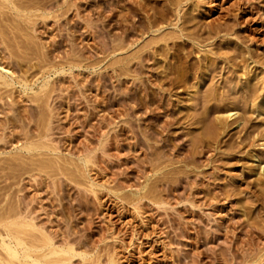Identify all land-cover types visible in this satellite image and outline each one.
<instances>
[{
	"label": "rangeland",
	"instance_id": "obj_1",
	"mask_svg": "<svg viewBox=\"0 0 264 264\" xmlns=\"http://www.w3.org/2000/svg\"><path fill=\"white\" fill-rule=\"evenodd\" d=\"M17 1L0 4V237L30 222L69 264H264V0ZM218 107L236 112L221 134Z\"/></svg>",
	"mask_w": 264,
	"mask_h": 264
},
{
	"label": "bare ground",
	"instance_id": "obj_2",
	"mask_svg": "<svg viewBox=\"0 0 264 264\" xmlns=\"http://www.w3.org/2000/svg\"><path fill=\"white\" fill-rule=\"evenodd\" d=\"M15 1H17V0H15ZM170 1V0H169ZM186 0H174V1H172L173 2V5H174V8L176 9V8H178V6L180 5V4H182V3H184ZM193 1V0H192ZM3 2V1H2ZM1 2V3H2ZM4 2H6V0H4ZM4 2H3V4H4ZM10 2H11V0H10ZM18 2V1H17ZM23 2V1H22ZM22 2H20V3H22ZM171 2V1H170ZM187 2V1H186ZM0 3V4H1ZM12 3V2H11ZM3 4H1V5H3ZM13 4V3H12ZM170 4V3H169ZM172 4V3H171ZM7 5V4H6ZM19 5V4H18ZM17 5V6H18ZM192 5V4H191ZM4 7L3 8H5L6 6L5 5H3ZM10 6H12V5H10ZM16 6V5H15ZM15 6H12L11 8L12 9H14L15 8ZM16 6V7H17ZM25 6V5H24ZM252 6V5H251ZM23 7V6H22ZM166 7H167V5H166ZM169 7H170V5H169ZM186 7V6H185ZM6 8H8V7H6ZM17 8H20L19 6L17 7ZM172 8V7H171ZM173 8V9H174ZM183 8V7H182ZM181 8V9H182ZM2 9V8H1ZM10 9V8H9ZM16 9V8H15ZM21 9V8H20ZM20 9H18L19 11H20ZM23 9V8H22ZM172 9V10H173ZM180 9V11L181 12H183L182 10ZM186 9V8H185ZM17 10V11H18ZM178 10V9H177ZM176 10V11H177ZM9 11V10H8ZM22 11V10H21ZM175 11V10H174ZM179 11V12H180ZM173 12V11H172ZM180 12V13H181ZM210 12V11H209ZM20 13H22V12H20ZM171 13V12H170ZM175 13V12H174ZM15 14V13H14ZM17 14V13H16ZM176 14V13H175ZM203 14H207V13H203ZM18 15H19V12H18ZM174 18V17H173ZM175 18H176V15H175ZM174 18V19H175ZM187 18V17H186ZM188 19H190V18H188ZM176 20H178V18H176ZM192 20V19H191ZM184 21V20H183ZM150 22V21H149ZM152 22V21H151ZM154 22V21H153ZM178 22V21H177ZM172 23H175V22H173V19H172ZM180 23V22H179ZM150 25H151V23H149ZM187 24V23H186ZM185 24V25H186ZM170 25V24H169ZM175 25H177V24H175ZM180 25V24H179ZM178 25V26H179ZM210 25V24H209ZM220 25V24H219ZM223 25V24H222ZM153 27H154V25H152ZM174 26V25H173ZM177 26V27H178ZM183 26V25H182ZM181 27V26H180ZM187 27V26H186ZM207 27V26H206ZM209 27V26H208ZM214 27V26H213ZM217 27H218V25H217ZM221 27V26H220ZM226 27V26H225ZM262 27V26H261ZM264 27V26H263ZM262 27V28H263ZM152 28V27H151ZM156 28V27H155ZM182 28V27H181ZM183 28H185L184 26H183ZM180 29V28H179ZM207 29V28H206ZM225 29V28H224ZM181 30V29H180ZM179 30V31H180ZM183 30V29H182ZM181 30V31H182ZM186 30V29H185ZM184 30V31H185ZM195 30V29H194ZM217 30V29H216ZM215 30V31H216ZM228 30V29H227ZM173 31V30H172ZM183 31V32H184ZM191 31H193V29L191 30ZM196 31H198V30H196ZM210 31V30H209ZM212 31H213V29H212ZM211 31V33L213 34V32ZM214 31V32H215ZM225 31V30H224ZM208 32V31H207ZM167 33V32H166ZM176 33V32H175ZM174 33V34H175ZM181 33V32H180ZM192 33V32H191ZM198 33V32H197ZM209 33V32H208ZM210 33V34H211ZM222 33V32H221ZM228 33V32H227ZM230 33H231V30H230ZM262 33H263V30H262ZM163 34V33H162ZM170 34V33H169ZM206 34V33H205ZM209 34V35H210ZM215 34V33H214ZM213 34V35H214ZM217 34V33H216ZM225 34V33H224ZM233 34V33H232ZM158 35V34H157ZM160 35V34H159ZM164 35V34H163ZM172 35V34H171ZM170 35V36H171ZM176 35V34H175ZM175 35H173V36H171V38H174V39H176V38H178V35L177 36H175ZM195 35V34H194ZM194 35H193V33L192 34H182V37H184V38H186V39H188V40H191V41H197L198 42V40H196V37L197 36H195L194 37ZM201 35V34H200ZM212 35V36H213ZM236 35V34H235ZM166 36V35H165ZM169 36V37H170ZM176 38H175V37ZM204 36V35H203ZM205 36H207V35H205ZM204 36V37H205ZM215 36V35H214ZM230 36V35H229ZM159 37H161V36H158V38ZM167 37H168V33H167ZM167 37H163V39L164 38H167ZM168 37V38H169ZM208 38H209V36H207ZM235 37H237V36H235ZM198 38H199V35H198ZM155 39V38H154ZM162 38H160L159 40H161ZM162 39V40H163ZM200 39V38H199ZM201 39H204L203 37L201 38ZM238 39V38H237ZM263 39V38H262ZM165 40V39H164ZM173 40V39H172ZM171 40V41H172ZM179 40V39H178ZM167 41H169V40H167ZM181 41V40H180ZM202 41V40H201ZM205 41H207V40H205ZM239 41V40H238ZM185 42V41H184ZM189 42V41H188ZM262 42H264L263 40H262ZM158 43V42H157ZM156 43V44H157ZM191 43V42H190ZM162 44H163V42H162ZM193 44V43H192ZM150 45V44H149ZM158 45H159V43H158ZM164 45V47H166L165 45H166V43L165 44H163ZM163 45H162V47H163ZM188 45V44H187ZM196 45V44H195ZM201 45H203V44H201ZM151 46V45H150ZM204 46V45H203ZM211 46V45H210ZM153 47V46H152ZM160 47H161V45H160ZM197 47V46H196ZM143 48V47H142ZM145 48V47H144ZM150 48V47H149ZM159 48V47H158ZM195 48V47H194ZM216 48V47H215ZM239 49H240V47H238ZM241 48H243V47H241ZM191 49V48H190ZM209 49H211V48H209ZM214 49V48H213ZM231 49V48H230ZM150 50H151V48H150ZM153 50V49H152ZM212 50V49H211ZM155 51V50H154ZM157 51V50H156ZM162 51H163V48H162ZM161 52V51H160ZM169 52V51H168ZM205 52H208V51H205ZM228 52V51H227ZM229 52H230V50H229ZM232 52H233V54H234V52L236 53V51H233L232 50ZM244 52H245V50H244ZM146 53V52H145ZM149 53V52H148ZM159 53V52H158ZM165 53H167V52H165ZM164 53V54H165ZM203 53V52H202ZM213 53V52H212ZM216 53H218V51L216 52ZM216 53H214V54H216ZM221 53V52H220ZM219 53V54H220ZM225 53V52H224ZM204 54V53H203ZM210 54V53H209ZM226 54V53H225ZM229 54V53H228ZM230 54H231V52H230ZM245 54V53H244ZM147 55V54H146ZM235 55V54H234ZM243 55V54H242ZM165 56H166V54H165ZM225 56V55H224ZM223 56V57H224ZM232 56V55H231ZM241 56V55H240ZM244 56V55H243ZM242 56V57H243ZM249 56V55H248ZM149 57V56H148ZM205 57H206V55H205ZM210 59V58H209ZM220 59V58H219ZM231 59V58H230ZM239 59H240V57H239ZM201 60V59H200ZM224 60V59H223ZM229 60V59H228ZM246 60V59H245ZM202 62L204 61V63H205V58H203L202 60H201ZM232 61V60H231ZM241 61V60H240ZM247 61H248V59H247ZM206 62H209V61H207L206 60ZM212 62V61H211ZM229 62V61H228ZM235 62H236V60H235ZM242 62V61H241ZM201 63V62H200ZM204 63H203V65H204ZM230 63V62H229ZM240 63V62H239ZM202 64V63H201ZM210 64V63H209ZM232 64V63H231ZM237 64V63H236ZM236 64H233L232 66H231V71H232V73H236V71L238 72L239 70H237L238 69V67H237V65ZM241 64V63H240ZM251 64V63H250ZM197 65H199V64H197ZM212 65V64H211ZM229 65V64H228ZM263 65V64H262ZM197 67H199V66H197ZM201 67V66H200ZM206 67V66H205ZM207 68L209 69V67L207 66ZM211 68V67H210ZM241 68V67H240ZM245 68V67H244ZM199 69V68H198ZM207 69V70H208ZM216 69V68H215ZM242 69V68H241ZM206 70V69H205ZM212 70V69H211ZM211 70H209V71H211ZM227 70V69H226ZM230 71V70H229ZM195 72V71H194ZM197 72V71H196ZM250 72V71H249ZM208 73V72H207ZM227 73H228V71H227ZM230 73V72H229ZM238 73H240V72H238ZM243 73V72H242ZM242 73H240V74H242ZM202 74V73H201ZM200 74V75H201ZM231 74V73H230ZM247 74H249L250 75V73H248L247 72ZM167 75V74H166ZM165 75V76H166ZM210 75V74H209ZM234 75V74H233ZM236 75H237V73H236ZM239 75V74H238ZM243 75V74H242ZM241 75V76H242ZM10 76V75H9ZM183 76H185V75H183ZM192 76V75H191ZM190 76V77H191ZM204 76V75H203ZM193 77V76H192ZM195 77V76H194ZM198 77V76H197ZM239 77V76H238ZM243 77V76H242ZM8 78V77H7ZM11 78V77H10ZM13 78V77H12ZM163 78V77H162ZM181 78V77H180ZM196 78V77H195ZM233 78V77H232ZM252 78V77H251ZM165 79H167V78H165ZM164 79V80H165ZM168 79H170L169 77H168ZM167 79V80H168ZM182 79V78H181ZM180 79V80H181ZM184 79H185V77H184ZM189 79H191V78H189ZM208 79V78H207ZM234 79H236L235 77H234ZM254 79V78H253ZM7 79H6V76H5V74L4 75H2L1 73H0V83L1 84H3V85H8L9 84V82L8 81H6ZM10 80V79H9ZM180 80L178 81L179 82V84H180ZM194 80V79H193ZM205 80V79H204ZM244 80H245V78H244ZM2 81V82H1ZM15 81H17L16 79H15ZM170 81V80H169ZM199 81V80H198ZM247 81V80H246ZM252 81V80H251ZM190 82V81H189ZM229 82V81H228ZM254 82V81H253ZM256 82V81H255ZM167 83V82H166ZM177 83V82H176ZM246 83V82H245ZM248 83V82H247ZM252 83V82H251ZM250 83V84H251ZM11 84V83H10ZM178 84V85H179ZM184 84H185V82H184ZM189 84V83H188ZM230 84V83H229ZM243 84V83H242ZM250 84H248V85H250ZM24 85V84H23ZM161 85V84H160ZM183 85V84H182ZM186 85V84H185ZM192 85H194L193 83H192ZM246 85V84H245ZM253 85V84H252ZM252 85H250V86H252ZM24 86H26V85H24ZM187 86V85H186ZM253 86H255V85H253ZM8 87V86H7ZM161 87H162V85H161ZM180 87H181V85H180ZM231 87V86H230ZM27 88H28V86H27ZM164 88V87H163ZM176 88V87H175ZM182 88H183V86H182ZM214 88V87H213ZM246 88V87H245ZM239 89L240 91H241V94L242 93H244L245 95H247V98H248V95L250 94V96H251V89H253V88H251L250 90H247V89ZM257 88H258V86H257ZM159 89H160V87H159ZM177 89H178V87H177ZM180 89V88H179ZM178 89V90H179ZM185 89V88H184ZM187 89V88H186ZM230 89V88H229ZM248 89H249V86H248ZM164 90V89H163ZM188 90V89H187ZM191 90V89H190ZM210 90V89H209ZM217 90V89H216ZM232 90V89H231ZM256 90V89H255ZM46 91V90H45ZM177 91V90H176ZM180 91V90H179ZM211 91V90H210ZM213 91H214V89H213ZM223 91V90H222ZM221 91V92H222ZM226 91V90H225ZM224 91V92H225ZM235 91V90H234ZM233 91V92H234ZM254 91V90H253ZM186 92V91H185ZM188 93H189V91H187ZM192 92H195V91H192ZM216 92V91H215ZM218 92V91H217ZM233 92H231L232 94H233ZM236 92H238V91H236ZM255 92H257V91H255ZM260 92V91H259ZM44 93V92H43ZM46 93V92H45ZM219 93V92H218ZM218 93H217V95L216 96H218ZM228 93V92H227ZM230 93V92H229ZM224 94V93H223ZM226 94V93H225ZM236 94V93H235ZM185 95V94H184ZM188 95V94H187ZM195 95V94H194ZM214 95V94H213ZM219 95H220V93H219ZM237 95L238 94H236V97H237ZM252 95H253V93H252ZM261 95H263V94H261ZM191 96H193L192 95V93H191ZM208 96V95H207ZM206 96V97H207ZM225 96V95H224ZM244 96V95H243ZM249 96V97H250ZM254 96V95H253ZM259 96V95H258ZM258 96H256V97H258ZM204 97V96H203ZM210 98H212L211 97V95L209 96ZM262 97V96H261ZM205 98V97H204ZM235 98V97H234ZM246 98V97H245ZM216 99V98H215ZM224 99V98H223ZM236 99V98H235ZM237 99H239V98H237ZM240 99H241V96H240ZM239 99V100H240ZM249 99V98H248ZM251 99V101H252V98H250ZM253 99H254V97H253ZM221 100H222V98H221ZM220 100V101H221ZM242 100V99H241ZM262 100V99H261ZM214 101V100H213ZM246 101V100H245ZM227 102V101H226ZM225 102V103H226ZM230 102V101H229ZM231 102H234V99L231 101ZM254 102V101H253ZM262 102V101H261ZM261 102H258V103H261ZM207 103V102H206ZM242 103H243V101H242ZM247 103V102H246ZM255 103H256V101H255ZM258 103H256V104H254V105H257V107L259 108V106L260 105H258ZM208 104H210V103H208ZM219 104H221V103H219ZM228 104V103H227ZM231 104V103H230ZM245 104V103H244ZM249 104V103H248ZM226 105V104H225ZM242 105V104H241ZM246 105V104H245ZM206 106V105H205ZM211 106H212V104H211ZM217 106V105H216ZM219 106V105H218ZM230 106V105H229ZM221 107V106H220ZM227 107V106H226ZM241 107H243L244 108V106H241ZM256 107V108H257ZM261 107H262V105H261ZM207 108V107H206ZM206 108H204V109H206ZM213 108V107H212ZM216 108V107H215ZM219 108V107H218ZM222 108V107H221ZM231 108H234V107H231ZM237 108V107H236ZM235 108V109H236ZM246 108V107H245ZM248 108H250V107H248ZM229 109V108H228ZM234 109V110H235ZM254 109V108H253ZM259 109H263L262 111L264 112V106L262 107V108H259ZM208 111V110H207ZM215 111V110H214ZM214 111H212V112H214ZM216 111H220V112H218L217 114H219L220 113V115L219 116H216V117H218V118H216L215 117V119H217V120H214V122L215 121H217V122H215L214 124L216 125V129L217 130H215L214 129V131H217V133L219 134L220 132H218L219 130L221 131V130H223L225 127V125L227 126V127H229L230 125H228V124H230V122H228L229 121V119L231 118V117H233V115H235L236 114V112H234L233 111V109H229V110H227V108H226V110L225 109H218V110H216ZM215 111V112H216ZM233 111V112H232ZM245 111V110H244ZM251 112H252V109L250 110ZM256 111H258V110H256ZM256 111H254V112H256ZM262 112V115H263V121H264V113ZM207 113V112H206ZM205 113V114H206ZM238 113V112H237ZM245 113H246V111H245ZM259 113H261V111L259 112ZM257 114V113H256ZM251 114H249L248 115V117L250 116ZM258 115V114H257ZM256 115V116H257ZM261 115V116H262ZM236 116V115H235ZM239 117V116H238ZM247 117V116H246ZM214 118V117H213ZM261 118V117H260ZM234 119V118H233ZM226 120H228L227 121V124H225L224 126H223V124L224 123H226L225 121ZM236 120H237V118H236ZM250 120V119H249ZM261 120V121H262ZM223 121V122H222ZM211 122V121H210ZM247 122V121H246ZM246 122H244V123H246ZM46 123V122H45ZM44 124V123H43ZM48 123H46V124H44V125H47ZM214 124H212V122H211V128H209V127H207V128H209V130L210 129H212L215 125ZM232 124V123H231ZM212 125H214L213 127H212ZM238 125H239V123H238ZM244 126V125H243ZM43 127V126H42ZM227 127H226V129H227ZM231 127V126H230ZM215 128V127H214ZM248 128V127H247ZM4 129V128H3ZM45 129H46V127H45ZM45 129H43V132H45V131H47V130H45ZM234 129H236V127L234 128ZM245 129V128H244ZM255 129V128H254ZM45 130V131H44ZM233 130V129H232ZM2 131V130H1ZM204 131H205V127H204ZM208 131V130H207ZM212 131V130H211ZM227 131V130H226ZM240 131V130H239ZM258 131V130H257ZM262 131V130H261ZM223 132V131H222ZM234 132V131H233ZM259 132V131H258ZM210 133V132H209ZM208 133V134H209ZM214 133V132H213ZM212 133V134H213ZM216 133V132H215ZM216 133V134H217ZM225 133V132H224ZM231 133V132H230ZM235 133H237L236 131H235ZM207 134V133H206ZM205 134V136H207ZM221 134V133H220ZM22 135H23V132H22ZM40 135H43L42 133L40 134ZM45 135V134H44ZM43 135V136H44ZM202 135V134H201ZM259 135V134H258ZM262 135V134H261ZM24 136V135H23ZM211 136V135H210ZM213 136V135H212ZM211 136V137H212ZM255 136V135H254ZM264 136V135H263ZM25 137V136H24ZM23 137V138H24ZM45 137V136H44ZM203 137V136H202ZM214 137H215V135H214ZM259 137H261L260 135H259ZM39 138H40V136H39ZM206 138V137H205ZM204 138V139H205ZM220 138V137H219ZM25 139V138H24ZM202 139V138H201ZM201 139H200V141H201ZM215 139V138H214ZM221 139H222V137H221ZM251 139V138H250ZM261 139V138H260ZM30 140V139H29ZM208 140V139H207ZM233 140V139H232ZM231 140V141H232ZM242 140V139H241ZM252 140H255V138L254 139H252ZM251 140V141H252ZM262 140V139H261ZM26 141V140H25ZM199 141V140H198ZM197 141V142H198ZM206 141V140H205ZM209 141V140H208ZM211 141V140H210ZM221 141V140H220ZM234 141V140H233ZM238 141H240V140H238ZM250 141V140H249ZM201 142H203V141H201ZM207 142V141H206ZM213 142V141H212ZM212 142H211V144H212ZM223 142V141H222ZM246 142H247V140H246ZM255 142V141H254ZM215 143V142H214ZM235 143H237V142H235ZM245 143V142H244ZM250 143V142H249ZM253 143V142H252ZM262 143V142H261ZM193 144H195V143H193ZM199 144H200V142H199ZM202 144V143H201ZM211 144H208V145H211ZM227 144V143H226ZM234 144V143H233ZM246 144V143H245ZM256 144H257V142H256ZM35 145V144H34ZM34 145H31V146H28V147H25V149L27 150V151H32V150H35L36 149V147L37 146H34ZM206 145H207V143H206ZM205 145V146H206ZM207 145V146H208ZM228 145V144H227ZM231 145V144H230ZM243 145V144H242ZM247 145V144H246ZM259 145V144H258ZM260 145H262V148H263V144H260ZM259 145V146H260ZM202 146V145H201ZM212 146V145H211ZM229 146V145H228ZM227 146V147H228ZM251 146H253V145H251ZM257 146V145H256ZM196 147H198V146H196ZM212 147H214V146H212ZM232 147V146H231ZM234 147V146H233ZM238 147V146H237ZM250 147V146H249ZM191 148V147H190ZM194 148V147H193ZM239 148V147H238ZM247 148H248V146H247ZM252 148H254V147H252ZM22 149H24V147L22 148ZM202 149V148H201ZM243 149H244V147H243ZM250 149V148H249ZM191 150V149H190ZM190 150H188V151H190ZM210 150V149H209ZM230 150H231V148H230ZM262 150V149H261ZM192 151V150H191ZM195 151V150H194ZM212 151V150H211ZM235 151H236V149H235ZM242 151V150H241ZM240 151V152H241ZM244 151V150H243ZM206 152V151H205ZM234 152V151H233ZM237 152H238V150H237ZM250 152V151H249ZM257 152V151H256ZM194 153V152H193ZM252 153V152H251ZM250 153V159H251V161L252 162H256V170H260V168H261V166H260V161L258 162V158L256 157V154L255 153H253V154H251ZM239 154V153H238ZM237 154V155H238ZM246 154L247 155H249L247 152H246ZM259 154V153H258ZM190 155H191V153H190ZM194 155V154H193ZM231 158H233V157H231ZM244 158V157H243ZM260 158V157H259ZM221 161V160H220ZM250 163V162H249ZM218 164H219V162H218ZM223 164V163H222ZM224 165V164H223ZM221 166V165H220ZM216 167V166H215ZM219 167V166H218ZM224 167V166H223ZM253 167H254V165H253ZM217 168V167H216ZM221 167H219V169H220ZM215 169V168H214ZM264 169V168H263ZM217 170V169H216ZM222 170V169H221ZM262 170V169H261ZM218 171V170H217ZM254 171H255V169H254ZM253 172V171H252ZM260 172V171H259ZM169 174H170V172H168ZM167 173V174H168ZM263 173V172H262ZM256 174V173H255ZM260 175H261V173H259ZM258 174V175H259ZM251 177V176H250ZM255 177V176H254ZM261 177V176H260ZM191 178V177H190ZM256 178V177H255ZM254 178V179H255ZM264 178V177H263ZM261 179V178H260ZM190 180H192V179H190ZM189 180V181H190ZM194 180V179H193ZM193 180H192V182H193ZM199 180V179H198ZM188 181V180H187ZM262 181V180H261ZM191 182V181H190ZM188 184V183H187ZM190 184V183H189ZM194 184V183H193ZM198 184V183H197ZM255 184V183H254ZM192 185V184H191ZM190 185V186H191ZM257 185H258V183H257ZM256 185V186H257ZM262 185V184H261ZM253 186V185H252ZM151 187V186H150ZM192 187H194V186H192ZM264 187V186H263ZM184 188V187H183ZM187 188V187H186ZM191 187H189L188 188V190L190 191L191 189H190ZM262 189V188H261ZM152 190V189H151ZM220 190V189H219ZM147 191H148V189H147ZM187 191V190H186ZM195 191V190H194ZM196 191H197V189H196ZM224 191V190H223ZM230 191V190H229ZM221 192V191H220ZM226 193H228V191L226 192ZM255 193V192H254ZM188 194V193H187ZM191 194V193H190ZM190 194H189V196H190ZM221 194H223V193H221ZM253 194V193H252ZM261 194V193H260ZM255 195V194H254ZM262 195V194H261ZM264 195V194H263ZM188 196V197H189ZM224 197V196H223ZM226 197V196H225ZM254 197V196H253ZM227 198H228V195H227ZM256 198V197H255ZM189 199H191V198H189ZM188 199V200H189ZM225 199V198H224ZM256 200V199H255ZM191 202L193 201V200H190ZM160 203V202H159ZM191 204V203H190ZM23 219V218H22ZM9 221V220H8ZM2 222H3V220H2ZM8 223V222H7ZM30 223V222H29ZM29 223H26L25 221H10L8 224H6V225H4V230H2L3 231V233H5L4 235L5 236H3L4 238L6 237V239H4V238H2V236L0 237V238H2L0 241V249H1V251H2V253H1V251H0V261H2L4 264H62V262H67L68 261V263L67 264H69L70 262V260L69 259H71L72 258V256H74V255H76V256H79V254H75L74 253V250L72 249V247H68V245L66 246V247H55V245H53V243H52V241L50 240L51 238H49L48 237V235L46 236L44 233H42V232H37L38 231V229H37V231L34 229V226H32V225H34V224H29ZM3 224V223H2ZM3 226V225H2ZM2 229V228H1ZM1 231V232H2ZM35 231H36V233H35ZM80 255H82V254H80ZM84 256V255H83ZM82 257V256H81ZM84 257H82V259H83ZM81 259V260H82ZM82 261H84V260H82ZM2 262H0V263H2Z\"/></svg>",
	"mask_w": 264,
	"mask_h": 264
}]
</instances>
